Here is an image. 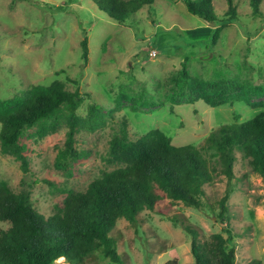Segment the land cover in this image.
I'll return each instance as SVG.
<instances>
[{"label": "rangeland", "instance_id": "374dc122", "mask_svg": "<svg viewBox=\"0 0 264 264\" xmlns=\"http://www.w3.org/2000/svg\"><path fill=\"white\" fill-rule=\"evenodd\" d=\"M231 1L237 19L210 46L213 26L189 14L182 0H155L124 24L111 20L94 0H0V99L23 97L33 86L56 82L82 96L72 145L78 157L67 159L66 166L57 162L67 138L65 120L42 138L36 128L27 129L20 142L28 173L0 150V182L16 194L27 191L34 209L47 218L62 207L67 194L84 192L93 180L116 168L107 156L109 142L122 125L131 141L159 130L174 146L190 144L200 150L215 168L213 178L203 185L201 209L174 203L158 192L161 199L154 210L139 213L134 225L118 220L110 236L120 264H194L190 237L181 225L196 229L200 240L220 232L216 203L226 193L236 264H264V177L235 149L233 178L228 181L206 144L219 128L263 112L253 106L264 96L247 91L246 101L230 103L227 97L211 107L195 96L177 94L184 61L197 80L264 85V0H259L262 16H253L251 0ZM211 2L217 17L223 18L227 1ZM84 36L88 61L83 65ZM118 95L141 97L154 106L133 110L129 99L118 101ZM92 104L102 109L99 123L87 121ZM7 226L0 222V230ZM81 264L112 263L96 252Z\"/></svg>", "mask_w": 264, "mask_h": 264}, {"label": "trees", "instance_id": "16d2710c", "mask_svg": "<svg viewBox=\"0 0 264 264\" xmlns=\"http://www.w3.org/2000/svg\"><path fill=\"white\" fill-rule=\"evenodd\" d=\"M155 0H94L97 8L118 24L134 18L145 6ZM187 12L206 24L212 25L210 46L217 44L221 32L237 19L231 0L227 13L218 18L211 0H182ZM253 16H262L259 0H251ZM85 31H83L84 33ZM83 65L88 61L86 36L80 42ZM177 82L178 96L192 97L214 107L222 99L246 101L247 91L264 96V85L250 87L238 81L209 82L197 80L187 72L186 61L180 65ZM129 99L133 110L153 107L144 98L118 95V101ZM174 103H178L175 97ZM82 102L79 90L66 91L61 83L33 86L23 97L0 99V150L19 162L23 174L29 171V162L20 139L25 130L36 128L42 138L54 131L61 120L68 126L64 150L57 156L60 166L66 160L77 158L73 150L74 134L79 123L77 110ZM149 104L148 106H145ZM253 107L263 112L241 123L219 128L207 140V149L217 157L220 172L233 178L234 150L247 159L253 172L264 177V101ZM102 109L92 104L87 121L99 123ZM107 162L116 166L93 180L84 192L67 194L62 207L44 217L32 206L27 191L12 192L0 182V222L7 229L0 230V264H55L60 259L67 264H81L84 258L100 252L112 264H120L116 241L110 236L116 222L124 219L135 224L144 210H154L165 198L186 207L203 208V185L213 178L210 166L200 150L187 144L174 146L171 139L159 130H151L136 141L128 138L126 126L111 138ZM228 193L217 203L215 218L220 232L200 240L198 231L181 225L190 237V250L194 264H236L234 237L229 227ZM176 226L178 222L171 219ZM224 234V235H223ZM250 264H260L253 261Z\"/></svg>", "mask_w": 264, "mask_h": 264}, {"label": "bare ground", "instance_id": "6f19581e", "mask_svg": "<svg viewBox=\"0 0 264 264\" xmlns=\"http://www.w3.org/2000/svg\"><path fill=\"white\" fill-rule=\"evenodd\" d=\"M60 259L56 260V261H59Z\"/></svg>", "mask_w": 264, "mask_h": 264}]
</instances>
